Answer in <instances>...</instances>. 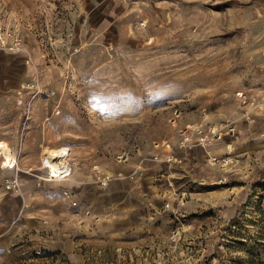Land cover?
Wrapping results in <instances>:
<instances>
[{"label": "rangeland", "instance_id": "1", "mask_svg": "<svg viewBox=\"0 0 264 264\" xmlns=\"http://www.w3.org/2000/svg\"><path fill=\"white\" fill-rule=\"evenodd\" d=\"M12 28L0 264H264V133L236 97H264V0H0Z\"/></svg>", "mask_w": 264, "mask_h": 264}, {"label": "built area", "instance_id": "2", "mask_svg": "<svg viewBox=\"0 0 264 264\" xmlns=\"http://www.w3.org/2000/svg\"><path fill=\"white\" fill-rule=\"evenodd\" d=\"M0 49L5 50L6 52L10 53H19L23 51L24 47L22 44L21 36L17 29H9L4 32H0ZM236 97L239 101V103L242 105L243 109L245 110V114L252 113L254 111H262L264 110V97L259 94H253L245 90H241L236 93ZM197 134V144L199 145H205L209 139V135L216 134L215 130L208 129L207 132H204V130L201 128V126L196 127L195 130H193ZM218 135V134H217ZM184 141H187L189 139L188 134L183 138ZM213 160H216L213 158ZM63 165H67L68 171L70 174V166L65 162ZM14 166V161L12 164H9L7 167L12 168ZM49 180H60L64 179L69 176L67 173H63L66 175L61 176H55L49 167H47ZM73 205H75V202H72Z\"/></svg>", "mask_w": 264, "mask_h": 264}, {"label": "bare ground", "instance_id": "3", "mask_svg": "<svg viewBox=\"0 0 264 264\" xmlns=\"http://www.w3.org/2000/svg\"><path fill=\"white\" fill-rule=\"evenodd\" d=\"M0 151H1V154L2 156L4 157L5 159V164H10V162L13 161V155L10 151V149L6 146H1L0 147ZM45 152L47 153L46 156H45V163L48 165V167L50 168L51 172L55 175V176H61L63 173H68L69 174V171H68V167L67 165H59L57 164V158H60V157H64V155L62 154L63 152H59V153H55L53 150L50 151V150H45ZM56 160V161H55ZM8 166V165H7ZM66 174H63V175H66Z\"/></svg>", "mask_w": 264, "mask_h": 264}, {"label": "crops", "instance_id": "4", "mask_svg": "<svg viewBox=\"0 0 264 264\" xmlns=\"http://www.w3.org/2000/svg\"><path fill=\"white\" fill-rule=\"evenodd\" d=\"M254 113H256L257 115H260V119L258 120V121H256L255 122V119H253V117H252V119L250 120V121H253V123L255 124V125H257L258 123H260V127H261V129H260V131H257V132H260V134H262V133H264V110H262V111H254V112H252L250 115H252V114H254ZM255 114V115H256ZM231 131L233 130V129H230ZM221 136H219V138H220ZM259 139V137H255V139H253V140H250L249 141V143L247 144H244V148L245 149H249V150H257V149H262V148H264V147H259V145H263V143L261 142V141H259L258 140ZM225 147H227V148H229V147H231V144H229V143H226V146ZM225 147L223 146L221 149L219 148V149H217V148H215V153L213 152V154H215V155H217L216 153H218V154H220V153H222L223 151H226L225 150ZM222 151V152H221Z\"/></svg>", "mask_w": 264, "mask_h": 264}]
</instances>
